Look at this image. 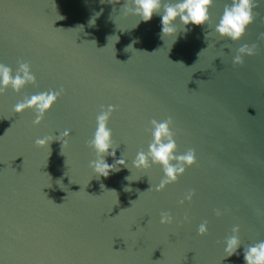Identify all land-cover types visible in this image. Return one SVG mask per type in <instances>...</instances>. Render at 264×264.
Returning <instances> with one entry per match:
<instances>
[{"label": "water", "instance_id": "95a60500", "mask_svg": "<svg viewBox=\"0 0 264 264\" xmlns=\"http://www.w3.org/2000/svg\"><path fill=\"white\" fill-rule=\"evenodd\" d=\"M124 3L0 0V63L30 62L37 77L0 95V264H246L244 247L264 240V0L235 42L179 18L177 35L163 36L162 14L144 22L125 15ZM226 3L216 0L213 22ZM245 43L255 55L234 64ZM61 88L39 125L35 110L14 111L25 96ZM102 104L117 106L109 127L118 148L105 159L128 166L108 177L90 167L96 153L87 143ZM168 116L178 154L195 149L197 163L155 191L162 167L133 161L148 149L150 120ZM65 130L63 151L59 140L35 144ZM162 212L175 222L162 224ZM237 224L239 255L227 257Z\"/></svg>", "mask_w": 264, "mask_h": 264}, {"label": "clouds", "instance_id": "9594fccd", "mask_svg": "<svg viewBox=\"0 0 264 264\" xmlns=\"http://www.w3.org/2000/svg\"><path fill=\"white\" fill-rule=\"evenodd\" d=\"M108 3L117 4L120 3V0H108ZM215 3L216 0H125L122 10L125 15L134 14L144 22L150 21L155 14H162L163 36L175 37L177 35L180 27L176 21L179 18L180 24L184 26L190 24L207 25L210 28L214 27V31L221 37L230 38L234 42L243 39L248 28L259 15V12L256 11L257 0H230V3L224 5L218 23L213 22L211 16V9L215 6ZM98 15L99 13H97ZM60 19H63V17H60ZM94 23L95 19H92L90 24ZM187 30V27H185L184 31ZM208 35L209 33L206 34V38ZM259 38L264 40V32L260 33ZM236 51L237 54L233 57V63L243 64L245 55H255L256 46L245 43ZM36 83L37 77L32 71L30 62L20 60L18 61V67L15 69L0 63V95L5 94L9 88L19 93L28 84ZM64 91L61 88L58 91L49 90L33 94L30 97L25 96L21 102L14 106V111L22 113L27 109L35 110L36 118L33 123L39 125ZM115 111H117L116 105H100V112L96 116V130L93 138L87 142L88 146L94 149L96 153V159L90 162V167L94 169L98 177H108L112 171H118L117 165L128 167L125 159L116 160L113 164L108 163L105 159L108 155L115 157V150L118 148V146L114 147L113 131L109 127V121ZM149 123L150 127H147L145 131L151 134L152 139L147 151L140 150L137 153L133 166L145 170L151 168L153 164L161 166L164 178L155 186V191H162L167 185L178 182L186 169L197 163V157L195 149L192 148L178 154L177 133L174 131L175 121L172 116H168L164 120L153 118ZM70 136L71 131L65 130L59 136L48 135L44 138H38L35 144L38 147L50 149V142L59 140L62 142L63 151L69 143ZM60 138L65 139L61 140ZM101 186L103 187V185ZM125 190L130 191L131 189L126 188ZM149 190H152V186L147 191ZM194 195L195 190H190L179 203L183 205L185 200L191 201ZM215 214L219 217L224 213L220 209H216ZM185 220H188L187 216ZM160 222L162 224H172L175 222V217L171 212H162ZM198 233L200 235L208 233L207 221L199 225ZM239 233L240 226L237 224L233 226L232 234L225 238L226 247L224 251L227 257L239 255L238 249L242 245ZM243 251L246 264H264V240L244 247Z\"/></svg>", "mask_w": 264, "mask_h": 264}]
</instances>
